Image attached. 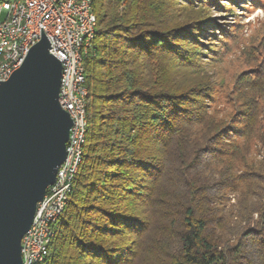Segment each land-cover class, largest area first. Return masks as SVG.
<instances>
[{
	"label": "trees",
	"instance_id": "obj_1",
	"mask_svg": "<svg viewBox=\"0 0 264 264\" xmlns=\"http://www.w3.org/2000/svg\"><path fill=\"white\" fill-rule=\"evenodd\" d=\"M170 3L91 0L96 28L82 59V158L41 264H127L167 184L178 191L166 205H177L181 216L170 264H233L208 232L207 200L200 201L206 188L185 179L215 133L205 121L204 89L190 76L195 47L213 33L203 18L173 24ZM259 231L254 243L264 247Z\"/></svg>",
	"mask_w": 264,
	"mask_h": 264
},
{
	"label": "rangeland",
	"instance_id": "obj_2",
	"mask_svg": "<svg viewBox=\"0 0 264 264\" xmlns=\"http://www.w3.org/2000/svg\"><path fill=\"white\" fill-rule=\"evenodd\" d=\"M170 2L176 13L173 24L203 18L213 33L195 47L190 76L192 86L204 89L205 121L215 133L185 179L194 178L206 188L200 201L207 200L208 232L217 248L230 250L233 264H264V247L254 243L264 227V0ZM176 191L166 185V197L158 202L165 211L154 203L146 217L148 230L127 264H170L181 216L177 205H166V198Z\"/></svg>",
	"mask_w": 264,
	"mask_h": 264
},
{
	"label": "water",
	"instance_id": "obj_3",
	"mask_svg": "<svg viewBox=\"0 0 264 264\" xmlns=\"http://www.w3.org/2000/svg\"><path fill=\"white\" fill-rule=\"evenodd\" d=\"M42 35L0 83V264H21L20 241L65 158L71 120L58 104L61 63Z\"/></svg>",
	"mask_w": 264,
	"mask_h": 264
},
{
	"label": "built area",
	"instance_id": "obj_4",
	"mask_svg": "<svg viewBox=\"0 0 264 264\" xmlns=\"http://www.w3.org/2000/svg\"><path fill=\"white\" fill-rule=\"evenodd\" d=\"M14 0L0 3V26L8 25ZM82 0H27V9L23 14V25L19 29L22 39L21 56L9 59L8 66H0V83L20 65L22 56L35 45L43 35L49 44L48 52L61 63V89L58 92V104L67 112L71 127L69 140L65 144V158L57 168L55 181L46 188L42 199L36 204L32 223L24 234L22 241V261L30 256L42 239V225L46 223V213L54 212L60 187L66 178L69 168L70 153H74V140L77 136L79 120L80 78L76 71L75 44L80 31L90 28L88 16L83 15ZM8 42H0L5 47Z\"/></svg>",
	"mask_w": 264,
	"mask_h": 264
},
{
	"label": "bare ground",
	"instance_id": "obj_5",
	"mask_svg": "<svg viewBox=\"0 0 264 264\" xmlns=\"http://www.w3.org/2000/svg\"><path fill=\"white\" fill-rule=\"evenodd\" d=\"M3 1L7 0H0V3ZM82 1L84 2L83 15L88 16V20L91 26L86 30L80 31L79 38L77 39V43L75 44L76 71L78 72V76L80 78L79 120L77 136L74 140L75 149L74 153H70L68 172L62 187H60L59 196H57V203L54 212L46 213V223L42 225V239L35 248V251L30 256L24 258V262L22 261V254H20L21 264H41L47 257L48 246L51 243L53 237V231L51 229V226L59 220L60 216L63 213V210L67 203L68 195L72 188L73 178L78 170L82 158L87 123L85 110L87 90L84 84L85 80L82 59L93 40L96 28V17L91 9V0ZM14 2L15 3L12 9V16L10 20L9 36L8 25L0 26V42H8L5 47H1L0 66H8L9 59H14L15 56H21L22 39L20 36L19 29H21L23 25V14L27 9V0H14ZM24 57L25 56H22V61ZM8 78L9 76L3 77L2 82L7 80ZM59 89H61V75ZM67 140H69V131ZM22 241H24V235L22 236L20 241V249H22Z\"/></svg>",
	"mask_w": 264,
	"mask_h": 264
}]
</instances>
